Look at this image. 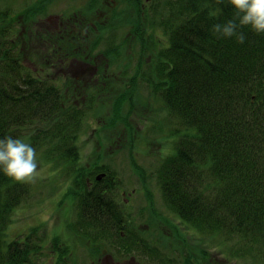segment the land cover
I'll use <instances>...</instances> for the list:
<instances>
[{
	"label": "rangeland",
	"instance_id": "374dc122",
	"mask_svg": "<svg viewBox=\"0 0 264 264\" xmlns=\"http://www.w3.org/2000/svg\"><path fill=\"white\" fill-rule=\"evenodd\" d=\"M36 1L0 0V30L17 41L27 67L62 86L66 103L85 112V123L73 165L59 153L36 151L38 176L11 211L7 238L30 236L41 250L34 264H264L244 254V243L230 233H206L181 218L162 189V163L176 151L179 126L142 74L160 79V50L173 19L181 21L182 0H95L91 10L89 0H46L32 8ZM89 24L100 28L80 39L72 59L76 25L88 33ZM111 47L116 50H106ZM52 120L25 125L24 141ZM99 189L125 213L121 225L99 212L102 224L92 226L97 216L84 200Z\"/></svg>",
	"mask_w": 264,
	"mask_h": 264
},
{
	"label": "trees",
	"instance_id": "16d2710c",
	"mask_svg": "<svg viewBox=\"0 0 264 264\" xmlns=\"http://www.w3.org/2000/svg\"><path fill=\"white\" fill-rule=\"evenodd\" d=\"M94 2L89 0L87 8ZM182 2L177 10L181 21L173 19L169 43L160 50V79L151 71L142 74L148 85L159 89L168 114L177 120L175 130L179 126L176 151L162 163V189L181 218L206 233H230L244 243V254L264 260V34L244 27V43L235 37L218 38L212 26L234 13L227 0ZM45 3L38 0L32 8ZM82 28L76 25L71 44L75 60L80 39L92 37L100 27L89 24L88 33ZM7 33L6 27L0 30V138L11 135L24 141L25 125L58 116L26 143L50 156L59 153L61 162L73 165L79 159L77 138L85 112L66 103L55 79L22 62L17 41ZM69 105L72 110L63 111ZM27 184L0 172V264H34L40 259V246L30 236H6L11 211L28 197ZM101 191L84 200L86 211L94 217L100 212L103 219L107 212V218L121 225L125 213L118 203L112 206V194ZM97 218L92 226H101Z\"/></svg>",
	"mask_w": 264,
	"mask_h": 264
},
{
	"label": "clouds",
	"instance_id": "9594fccd",
	"mask_svg": "<svg viewBox=\"0 0 264 264\" xmlns=\"http://www.w3.org/2000/svg\"><path fill=\"white\" fill-rule=\"evenodd\" d=\"M224 3V0H219ZM234 9L231 19L216 23L212 31L218 38H233L244 43L246 36L240 29L247 27L256 34H264V0H227ZM40 163L36 149L11 135L0 138V172L17 181L31 183L38 176Z\"/></svg>",
	"mask_w": 264,
	"mask_h": 264
},
{
	"label": "flooded vegetation",
	"instance_id": "af4514ba",
	"mask_svg": "<svg viewBox=\"0 0 264 264\" xmlns=\"http://www.w3.org/2000/svg\"><path fill=\"white\" fill-rule=\"evenodd\" d=\"M64 20H65V21H66V20H70V18H67V19H64ZM64 25H65V22H64Z\"/></svg>",
	"mask_w": 264,
	"mask_h": 264
},
{
	"label": "water",
	"instance_id": "95a60500",
	"mask_svg": "<svg viewBox=\"0 0 264 264\" xmlns=\"http://www.w3.org/2000/svg\"><path fill=\"white\" fill-rule=\"evenodd\" d=\"M101 176L99 175L98 178H100Z\"/></svg>",
	"mask_w": 264,
	"mask_h": 264
}]
</instances>
